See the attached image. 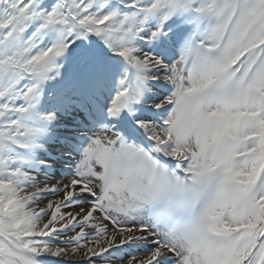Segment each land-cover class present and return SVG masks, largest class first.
<instances>
[{
    "label": "snow or ice",
    "instance_id": "snow-or-ice-1",
    "mask_svg": "<svg viewBox=\"0 0 264 264\" xmlns=\"http://www.w3.org/2000/svg\"><path fill=\"white\" fill-rule=\"evenodd\" d=\"M0 264H264V0H0Z\"/></svg>",
    "mask_w": 264,
    "mask_h": 264
}]
</instances>
